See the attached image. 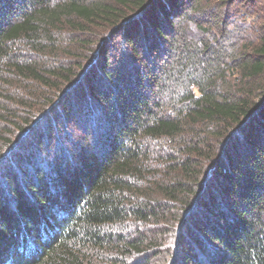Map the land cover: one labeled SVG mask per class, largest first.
<instances>
[{
    "label": "trees",
    "instance_id": "16d2710c",
    "mask_svg": "<svg viewBox=\"0 0 264 264\" xmlns=\"http://www.w3.org/2000/svg\"><path fill=\"white\" fill-rule=\"evenodd\" d=\"M0 264H264V0H0Z\"/></svg>",
    "mask_w": 264,
    "mask_h": 264
},
{
    "label": "rangeland",
    "instance_id": "374dc122",
    "mask_svg": "<svg viewBox=\"0 0 264 264\" xmlns=\"http://www.w3.org/2000/svg\"><path fill=\"white\" fill-rule=\"evenodd\" d=\"M206 3H207V2H206ZM207 5H208V8L211 10V11H209V12H210L212 15L215 14L216 11L214 12V9H213L214 7H213V5H212L211 3H207ZM196 18H197V17H196ZM216 23H217V22H216ZM216 23H214V24H216ZM191 25H192V24L189 22V23H188V26H189V29L192 31V32L190 33V35H191L192 37L194 36V39L197 40V41H199V40H204L203 42H200V43H199V42L197 43V41H196V43H197L196 46H198V47L201 48L202 46H206L207 42H211V41H213L211 37H210V38H206V37H204V34L202 35L201 33H199V32L197 31V28H196V27L193 26V27H192L193 29H191ZM211 25L213 26V23H208L204 28L210 31V29H212V28H211ZM186 27H187V25H186ZM198 28H201V27L198 26ZM187 30H188V29H187ZM62 37H63V38H62ZM62 37H61V39L64 40V41H68V40H69V38H68L67 36H65L64 34L62 35ZM215 40H220V39H216V38H215ZM115 46H116V45H114V44L111 45V46H110V49H111V50H112V49L115 50ZM82 51H83V54L85 55V50H83V48H82ZM39 59H40V60H44L42 57H40Z\"/></svg>",
    "mask_w": 264,
    "mask_h": 264
}]
</instances>
